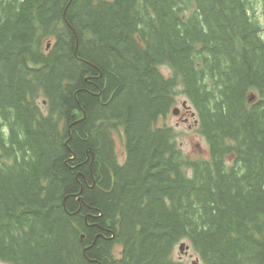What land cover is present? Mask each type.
Listing matches in <instances>:
<instances>
[{
  "label": "trees",
  "instance_id": "16d2710c",
  "mask_svg": "<svg viewBox=\"0 0 264 264\" xmlns=\"http://www.w3.org/2000/svg\"><path fill=\"white\" fill-rule=\"evenodd\" d=\"M254 4L264 16V0L0 2V261L181 264L187 241L202 264H264ZM178 96L207 159L158 123Z\"/></svg>",
  "mask_w": 264,
  "mask_h": 264
},
{
  "label": "rangeland",
  "instance_id": "374dc122",
  "mask_svg": "<svg viewBox=\"0 0 264 264\" xmlns=\"http://www.w3.org/2000/svg\"><path fill=\"white\" fill-rule=\"evenodd\" d=\"M16 1H20V0H16ZM253 8L257 11V14L259 15V23L261 24V26H264V22L260 21V18L264 20V18L262 17V10H263L262 4L261 5L254 4ZM53 42H54V38H47L43 42L44 45L43 48L45 47V43H51L53 46L54 45ZM161 71L165 76H167V74L169 73L168 68L166 67H162ZM253 94L255 93L253 92ZM256 99L257 97L255 96L253 101H255ZM184 101L187 102V100L183 96L176 97L175 105L170 108L167 115L162 119H160L158 123L159 125L172 127L174 129V131L176 132L178 148L182 151L184 155L189 156L190 158L193 159H207L209 156L208 146L204 138L199 134L197 127L194 126V120H197V116H195V118L193 119L190 117L188 121L185 120L188 117L185 111L182 109V103ZM187 103L186 105H188ZM175 108H178L180 110V114L178 116H174L172 114V110H174ZM192 111L194 110L192 109ZM111 137H113V142H114L113 152L115 153V157L117 158V161L122 164L124 162V156H125V151L122 145V141L120 140L119 136H116L114 134H112ZM183 242H185L188 246H190L187 241H183ZM178 246L179 244L174 248L172 253V257L175 261H178L181 264H192V262H194L195 260H199L198 256L191 249V247L187 252L181 254L178 249ZM114 249H115L114 252L116 250L120 251L119 246H116ZM118 253L116 254L117 256ZM198 262L202 264L200 260ZM0 264H8V263H4L3 261H0Z\"/></svg>",
  "mask_w": 264,
  "mask_h": 264
},
{
  "label": "water",
  "instance_id": "95a60500",
  "mask_svg": "<svg viewBox=\"0 0 264 264\" xmlns=\"http://www.w3.org/2000/svg\"><path fill=\"white\" fill-rule=\"evenodd\" d=\"M182 107L186 108V103L185 102L182 103ZM179 112H180V110L178 108H175L174 110H172V114L174 116H178ZM188 250H189V247L184 242H182L179 245V251H180L181 254H183L184 252H186ZM192 264H198V263L197 262H193Z\"/></svg>",
  "mask_w": 264,
  "mask_h": 264
},
{
  "label": "bare ground",
  "instance_id": "6f19581e",
  "mask_svg": "<svg viewBox=\"0 0 264 264\" xmlns=\"http://www.w3.org/2000/svg\"><path fill=\"white\" fill-rule=\"evenodd\" d=\"M63 2V1H62ZM61 2V3H62ZM65 2V1H64ZM93 3V2H92ZM117 4V3H116ZM119 9V8H118ZM68 11V10H67ZM102 12V11H101ZM52 14V13H51ZM87 18V17H86ZM90 19V18H89ZM93 19V18H92ZM55 20V19H54ZM54 23V22H53ZM59 24V23H58ZM52 25V24H51ZM57 28V27H56ZM9 68V67H8ZM11 74V73H10ZM8 117V116H7ZM18 133V132H17ZM20 133V132H19ZM14 151V150H13ZM24 154V153H23ZM14 158V157H13ZM89 160V159H88ZM12 173V172H11ZM50 209V208H49ZM5 213V212H4ZM41 217V216H40ZM90 218V217H89ZM88 224V223H87ZM91 224V223H89ZM11 227V226H10ZM36 231V230H35ZM72 233V232H71ZM22 243V242H21ZM92 243V242H91ZM19 244V243H18ZM110 244V243H109ZM10 253V252H9Z\"/></svg>",
  "mask_w": 264,
  "mask_h": 264
},
{
  "label": "flooded vegetation",
  "instance_id": "af4514ba",
  "mask_svg": "<svg viewBox=\"0 0 264 264\" xmlns=\"http://www.w3.org/2000/svg\"><path fill=\"white\" fill-rule=\"evenodd\" d=\"M184 111H185V113L187 114V117H188V118H186L185 120L188 121V120L190 119V112H189V111H186V110H184Z\"/></svg>",
  "mask_w": 264,
  "mask_h": 264
}]
</instances>
